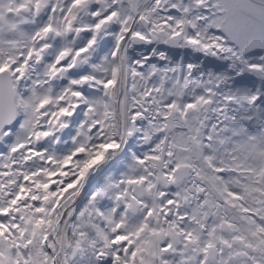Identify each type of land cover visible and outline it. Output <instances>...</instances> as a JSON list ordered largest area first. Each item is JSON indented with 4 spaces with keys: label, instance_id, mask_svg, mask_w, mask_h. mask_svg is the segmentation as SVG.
<instances>
[{
    "label": "snow or ice",
    "instance_id": "obj_1",
    "mask_svg": "<svg viewBox=\"0 0 264 264\" xmlns=\"http://www.w3.org/2000/svg\"><path fill=\"white\" fill-rule=\"evenodd\" d=\"M0 264H264V0H0Z\"/></svg>",
    "mask_w": 264,
    "mask_h": 264
}]
</instances>
